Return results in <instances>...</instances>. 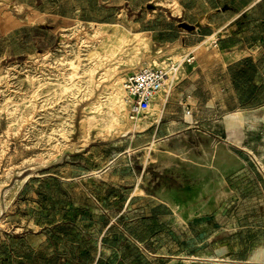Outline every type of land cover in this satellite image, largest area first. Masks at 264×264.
I'll return each instance as SVG.
<instances>
[{
    "label": "rangeland",
    "instance_id": "1",
    "mask_svg": "<svg viewBox=\"0 0 264 264\" xmlns=\"http://www.w3.org/2000/svg\"><path fill=\"white\" fill-rule=\"evenodd\" d=\"M146 1L0 0V264H237L264 245V0L242 40L190 47L143 31L170 5ZM190 51L223 73L216 122L172 129L163 96L131 118L127 74Z\"/></svg>",
    "mask_w": 264,
    "mask_h": 264
},
{
    "label": "crops",
    "instance_id": "2",
    "mask_svg": "<svg viewBox=\"0 0 264 264\" xmlns=\"http://www.w3.org/2000/svg\"><path fill=\"white\" fill-rule=\"evenodd\" d=\"M101 1L103 2V0ZM109 1L111 5L112 0ZM150 1L152 0H147L145 4L152 8L153 5H149ZM164 1L169 2L170 5L159 3L156 5L159 13L154 15L165 18L163 21H159V24L163 23L164 27L149 26L143 31L150 33L151 37H154L158 32L160 35L158 41L161 43L177 42L187 47L193 46L202 37L218 35V32L224 28L231 27L233 29L235 26L232 27V25L235 21L246 14L250 17V23H255L256 6L261 2V0ZM177 2L179 12L174 11L177 10V6H174ZM219 18H223V21L217 20ZM146 21L148 22V20ZM238 28L237 32L234 29H227V33L221 37L223 39L216 37L217 39H214L215 42H213L216 44L215 46H218L219 43L230 45L237 40H242L248 32V27L246 24L243 26L240 24ZM250 28L253 29L254 26L251 25ZM222 74L219 71L201 73L196 70V65L188 66L187 78L178 84L167 103L168 120L172 129L187 128L200 131L206 123V113H210L213 123L216 122L214 113L218 111V108H222L221 101H223L226 89Z\"/></svg>",
    "mask_w": 264,
    "mask_h": 264
},
{
    "label": "built area",
    "instance_id": "3",
    "mask_svg": "<svg viewBox=\"0 0 264 264\" xmlns=\"http://www.w3.org/2000/svg\"><path fill=\"white\" fill-rule=\"evenodd\" d=\"M196 62L190 51L178 57L167 56L158 64L141 67L127 74L124 81L128 113L131 118L145 115L159 96L167 102L178 84L187 78L188 66Z\"/></svg>",
    "mask_w": 264,
    "mask_h": 264
},
{
    "label": "bare ground",
    "instance_id": "4",
    "mask_svg": "<svg viewBox=\"0 0 264 264\" xmlns=\"http://www.w3.org/2000/svg\"><path fill=\"white\" fill-rule=\"evenodd\" d=\"M240 58H241L240 57V53H235V54H232V55L229 56V60L230 61L231 60H238ZM118 98H121V97L118 96ZM118 98H116V99H118ZM162 106H163V103H160V102L156 103L155 102L153 104V106H152V109L153 110H156L158 108L160 109ZM110 108L112 109V106ZM114 110H115V113H116L117 116L122 115L123 107L120 104V102L115 104ZM259 118H261V117H259ZM246 119H247V116L244 115L242 113V111H240V110L235 111V112H228L224 116L226 130L229 131L231 134L236 133L237 131L242 132V128L245 126ZM252 123H254V122L252 121ZM133 127L134 126H131L128 129H132ZM237 264H264V245L262 244V245H259L258 247H256L255 250L253 251V254L249 258V260H247V261H239V262H237Z\"/></svg>",
    "mask_w": 264,
    "mask_h": 264
}]
</instances>
